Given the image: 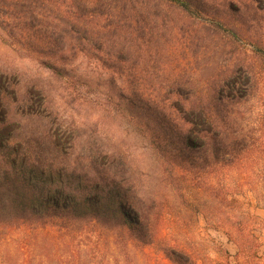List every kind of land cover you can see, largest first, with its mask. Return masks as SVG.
<instances>
[{
  "label": "trees",
  "instance_id": "trees-1",
  "mask_svg": "<svg viewBox=\"0 0 264 264\" xmlns=\"http://www.w3.org/2000/svg\"><path fill=\"white\" fill-rule=\"evenodd\" d=\"M150 1L155 8L207 24L222 38L240 42L247 58L218 73L212 88L203 85L199 91H177L160 100L139 86L129 89L132 82L122 80L115 108L128 116L134 133L147 140L171 176L175 170L202 176L248 169V161L264 156L260 104L264 99V0H55L50 29L42 27L41 20V26L31 23L29 29L24 25L28 18L6 14L0 15V27L8 37L21 39L25 51L37 44L38 60L51 77L75 86L84 76L77 61L86 60L102 67L114 86L116 74L124 72L127 64L121 55L130 49L107 43L115 39L107 33L131 30L135 46H148L142 50L146 58L159 53L157 46L148 45L153 39L156 43L151 21L157 13H150ZM16 2L0 0V5ZM87 39L97 44L86 45ZM72 41L77 44L69 45ZM53 111L50 90L43 85L32 81L19 86L0 78V233L31 237L56 230L67 234L75 223L84 221L116 230L129 242L152 244L163 219L162 202L157 196L143 195L135 183L133 162L117 149L89 144L86 171L70 181L74 174L66 162L79 138L54 127L49 118L57 116ZM259 177L240 176L232 189L215 183L211 210L233 216L232 205L238 204L233 190L263 189L264 176ZM222 201L229 207L221 206ZM223 223L235 228L227 234L238 233L241 247L251 244L240 238L241 222L236 227L226 218ZM164 253L175 264H197L172 249Z\"/></svg>",
  "mask_w": 264,
  "mask_h": 264
},
{
  "label": "rangeland",
  "instance_id": "rangeland-1",
  "mask_svg": "<svg viewBox=\"0 0 264 264\" xmlns=\"http://www.w3.org/2000/svg\"><path fill=\"white\" fill-rule=\"evenodd\" d=\"M54 2L17 0L8 6L0 5V15L28 18V24L24 25L29 27L33 23L35 28L41 26V20L42 27L50 29L51 17L55 15ZM153 5L152 1L148 3L150 13H157L151 21L156 43L153 39L148 45L157 46L159 53L151 59L142 53L148 46L134 45L131 30L107 33L115 38L107 43L130 49L121 55L127 64L124 72L116 74L114 86L102 67L86 60L77 61L78 71L84 76L75 86L51 77L47 67L38 60L37 44L25 51L21 39L8 37L7 30L1 27L0 78L16 81L19 86L36 81L50 90L53 112L57 114L49 116L56 124L54 127L73 132L79 138L75 153L66 162L69 173L74 174L70 181L86 171L89 144L100 145L107 151L117 149L127 155L134 164L135 183L143 195L157 196L162 202L163 219L155 241L149 245L132 243L116 230L94 227L84 221L75 223L67 234L52 230L48 234L35 232L29 237L23 233L1 232L0 264H175L165 255L166 249L188 256L197 264H264V188L253 186L249 190L243 186L233 190L238 204L232 205L231 217L211 210L215 194L212 186L219 182L223 189H232L233 181L236 183L240 176H264V156L256 158L254 163L248 161V169H229L202 176L175 170L171 176L147 140L134 133L128 116L114 106L124 85L122 80L132 82L127 84L129 89L139 86L160 100L177 91H199L203 85L212 88L218 73L247 58L243 53L246 47L240 42L222 38L207 24L184 20ZM34 17L37 18L33 20ZM75 43L72 41L69 45ZM87 43L94 45L97 41L87 39ZM260 104L264 113V99ZM203 203L204 213L200 212ZM221 206L229 207L226 201ZM226 218L236 227L242 223L240 238L248 239L251 244L241 247L243 242L238 233L227 234V230L235 232V228L231 223V227L223 223Z\"/></svg>",
  "mask_w": 264,
  "mask_h": 264
}]
</instances>
